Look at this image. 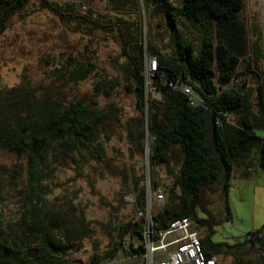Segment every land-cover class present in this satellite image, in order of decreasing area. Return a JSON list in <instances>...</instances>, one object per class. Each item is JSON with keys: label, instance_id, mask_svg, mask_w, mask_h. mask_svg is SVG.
<instances>
[{"label": "rangeland", "instance_id": "obj_1", "mask_svg": "<svg viewBox=\"0 0 264 264\" xmlns=\"http://www.w3.org/2000/svg\"><path fill=\"white\" fill-rule=\"evenodd\" d=\"M48 1L68 12L62 0ZM81 1L83 8L75 7V11H90L91 18L111 28L94 29L77 20L60 18L43 7L41 0H29L8 19L0 34V119L4 123L39 124L57 108L81 99L105 117L98 134L99 149L86 150L84 156L74 154L73 160L70 153H62L59 146H54L48 157L50 169L44 170L40 181L46 208L64 210L65 221L73 223L79 222L83 213L90 229L82 247L74 246L70 250L67 264H87L91 255L109 252L118 241L113 227L126 225L140 216L151 219L167 203V197L177 203L180 195L178 189L172 188V177L164 164L153 166V172L149 170L150 137L143 139L141 152L136 150L130 137L131 131L135 133L145 127V117L136 106L129 65L122 53V37L114 24L118 23L117 19L132 23L144 48L154 46L166 57L173 55L174 31L159 13L156 3L129 0L126 8L116 9L114 0ZM170 2L178 6L181 0ZM241 19L249 41L255 38L250 36L252 27L258 26L261 30L264 51V0H243ZM175 24L184 37L199 45L202 36L199 26L183 18H177ZM79 65L86 66L90 72L86 78L74 80L71 72ZM259 67L264 74V58ZM239 69L238 77L226 84L218 83L220 91L245 84L253 88V80L243 62ZM145 91L147 98L160 99V93L148 83ZM191 94L197 98L193 91ZM228 121L233 123L234 118ZM249 162L252 168L248 173L238 168L230 179L229 220H223L218 187H204L200 191L197 216L211 221L208 231L192 223L200 237L207 235L211 243L232 244L264 225V169L258 165L254 151L249 155ZM173 166L176 171V164ZM27 176L25 153L0 151V214L4 238L9 243L15 241L18 246H22L25 238L32 237L20 224L23 206L30 199L26 197L30 192ZM135 180H139L138 187H144L145 196H150L147 199L150 215L138 212ZM151 180L156 182V189L151 188ZM168 189L172 190L169 196ZM157 192L162 194L160 201H155ZM29 195L32 197V192ZM129 240L125 236L122 243L118 242L115 256L100 264H144L141 254L128 255ZM131 241L134 248L145 243L144 237L136 234ZM24 250L30 257L36 253L33 248ZM215 260L217 264H232L228 256L219 255Z\"/></svg>", "mask_w": 264, "mask_h": 264}, {"label": "trees", "instance_id": "obj_2", "mask_svg": "<svg viewBox=\"0 0 264 264\" xmlns=\"http://www.w3.org/2000/svg\"><path fill=\"white\" fill-rule=\"evenodd\" d=\"M113 1V0H111ZM29 0H0V34L6 28L8 19L23 9ZM129 0H114L116 9L127 7ZM156 3L165 16L170 29L174 31L173 55L166 57L156 47L144 48L131 23L117 19L114 24L122 37V53L129 65V77L133 82L136 106L140 112H147V133L145 127L129 133L138 151H143V139L150 137L148 166L164 164L172 177V188L178 189L179 201L171 197L161 210L151 215L154 231L166 228L175 220L189 218L199 229L211 224L209 219L199 218L196 204L204 187L217 186L223 208V220L231 218L227 203L230 179L236 167L256 152L257 163L264 169V74L259 64L264 58L261 45V30L251 28L247 37L245 22L241 19L243 0H181L178 6L170 0H145ZM58 17L77 20L94 29H110L91 18V13L75 11V4L65 3L68 12L54 7L48 0H41ZM177 18H183L202 31L197 46L184 37L176 28ZM148 50V54L146 51ZM146 53V54H145ZM146 57H155L157 69L145 79L143 75ZM244 63L252 78L253 88L231 87L219 91V84L229 83L238 77L239 67ZM90 69L79 65L71 72V78L82 80ZM169 81L188 85L196 95V103L190 104L188 96L181 90L168 86ZM147 83L160 93V99L147 98ZM97 90V89H96ZM108 94V93H106ZM95 104V103H93ZM234 118L231 123L228 119ZM105 117L101 111L90 106L87 100H78L61 109L57 108L44 122L33 124L15 122L6 124L0 119V151L25 153L27 156V185L30 198L21 212L20 224L32 237L25 238L22 246L4 238V224L0 214V264H67V255L74 246L82 247L90 229L82 213L79 222L65 221L64 210L48 209L44 206L41 178L44 170L50 169L49 154L54 146L62 153L84 156V152L99 149L98 134ZM143 122V121H141ZM173 164L177 170L174 171ZM49 172L51 170H48ZM133 182L138 211L144 215L146 196L144 187ZM151 180V188L156 189ZM171 188V189H172ZM168 189L169 196L172 190ZM32 192L33 198L29 195ZM145 219L128 222L112 231L117 242L103 255L93 254L87 264H100L111 259L117 251L118 242L128 236V255L144 252V247L134 248L131 238L142 236ZM114 240L115 237H111ZM35 241V242H34ZM200 246L206 258L228 256L232 264H264V225L247 233L240 241L211 243L208 236L200 237ZM27 248L35 249L30 257Z\"/></svg>", "mask_w": 264, "mask_h": 264}, {"label": "built area", "instance_id": "obj_3", "mask_svg": "<svg viewBox=\"0 0 264 264\" xmlns=\"http://www.w3.org/2000/svg\"><path fill=\"white\" fill-rule=\"evenodd\" d=\"M65 3L75 4L77 9L83 8L81 0H62ZM86 11H79L85 14ZM157 69V60L155 57H146L144 61L143 75L145 79L152 75ZM168 86L181 90L188 96L189 103H196V99L191 94L188 85L178 81H169ZM149 195L146 197V208L144 216L149 213L150 207ZM155 201L162 199L161 193L154 194ZM141 215L142 212L138 211ZM142 236L145 239L144 252L141 254L144 258V264H217L215 257L206 258L200 246V236L198 231L193 228L189 218H182L173 221L166 228L154 231L151 226V219H146L143 227Z\"/></svg>", "mask_w": 264, "mask_h": 264}, {"label": "crops", "instance_id": "obj_4", "mask_svg": "<svg viewBox=\"0 0 264 264\" xmlns=\"http://www.w3.org/2000/svg\"><path fill=\"white\" fill-rule=\"evenodd\" d=\"M238 168L242 169V171L244 173H248L252 168V164H250V162H249V157L247 159L246 158L243 159L242 162H240V164L236 167V169H238Z\"/></svg>", "mask_w": 264, "mask_h": 264}, {"label": "water", "instance_id": "obj_5", "mask_svg": "<svg viewBox=\"0 0 264 264\" xmlns=\"http://www.w3.org/2000/svg\"><path fill=\"white\" fill-rule=\"evenodd\" d=\"M219 91H220V89H219ZM144 117H145V131L147 133V112H146V110L144 111Z\"/></svg>", "mask_w": 264, "mask_h": 264}]
</instances>
